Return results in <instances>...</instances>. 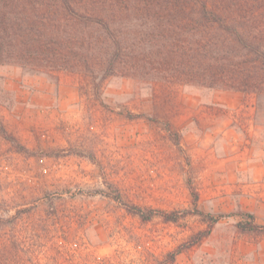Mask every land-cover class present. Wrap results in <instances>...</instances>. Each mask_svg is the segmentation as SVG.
Masks as SVG:
<instances>
[{
    "label": "rangeland",
    "instance_id": "1",
    "mask_svg": "<svg viewBox=\"0 0 264 264\" xmlns=\"http://www.w3.org/2000/svg\"><path fill=\"white\" fill-rule=\"evenodd\" d=\"M142 114V115H141ZM253 212L264 223V96L0 65V264H162L207 228L146 208ZM239 215L171 264H264Z\"/></svg>",
    "mask_w": 264,
    "mask_h": 264
},
{
    "label": "trees",
    "instance_id": "2",
    "mask_svg": "<svg viewBox=\"0 0 264 264\" xmlns=\"http://www.w3.org/2000/svg\"><path fill=\"white\" fill-rule=\"evenodd\" d=\"M70 71L100 88L115 75L163 79L264 96V0H0V65ZM142 115V114H141ZM193 209L146 208L116 198L147 223L200 215L207 228L170 252L171 264L239 215L243 232L264 234L250 211L214 215Z\"/></svg>",
    "mask_w": 264,
    "mask_h": 264
}]
</instances>
